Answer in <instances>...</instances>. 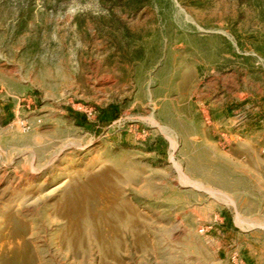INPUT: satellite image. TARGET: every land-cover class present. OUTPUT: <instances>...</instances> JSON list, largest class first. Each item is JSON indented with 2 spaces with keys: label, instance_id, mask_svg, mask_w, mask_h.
<instances>
[{
  "label": "rangeland",
  "instance_id": "1",
  "mask_svg": "<svg viewBox=\"0 0 264 264\" xmlns=\"http://www.w3.org/2000/svg\"><path fill=\"white\" fill-rule=\"evenodd\" d=\"M0 264H264V0H0Z\"/></svg>",
  "mask_w": 264,
  "mask_h": 264
},
{
  "label": "built area",
  "instance_id": "2",
  "mask_svg": "<svg viewBox=\"0 0 264 264\" xmlns=\"http://www.w3.org/2000/svg\"><path fill=\"white\" fill-rule=\"evenodd\" d=\"M203 231H204L203 229L200 230L201 233H202Z\"/></svg>",
  "mask_w": 264,
  "mask_h": 264
}]
</instances>
